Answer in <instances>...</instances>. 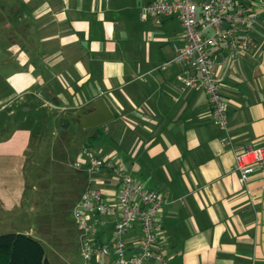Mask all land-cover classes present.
Listing matches in <instances>:
<instances>
[{
  "label": "crops",
  "instance_id": "crops-1",
  "mask_svg": "<svg viewBox=\"0 0 264 264\" xmlns=\"http://www.w3.org/2000/svg\"><path fill=\"white\" fill-rule=\"evenodd\" d=\"M151 1L0 0V68H10L0 75V227L14 224L8 220L23 197L20 164L61 142L36 129L68 130L60 119L72 114L82 130H95L94 152L172 201L158 220L166 260L145 264H264V171L242 185L234 154L264 146V0H253L250 53L218 68L231 146L205 92L178 82L184 66L165 65L181 26L176 16L143 19ZM101 99L113 117L85 127L82 115ZM51 159L61 174L65 155L53 151ZM96 186L114 200L120 182L105 172ZM102 219L96 243L112 236L115 218ZM140 236L135 226L126 241L134 247Z\"/></svg>",
  "mask_w": 264,
  "mask_h": 264
},
{
  "label": "built area",
  "instance_id": "built-area-1",
  "mask_svg": "<svg viewBox=\"0 0 264 264\" xmlns=\"http://www.w3.org/2000/svg\"><path fill=\"white\" fill-rule=\"evenodd\" d=\"M149 16H176L181 26V44L174 43V56L165 65H183L177 74L182 88L205 92L212 108L214 123L232 145L228 103L222 92L218 68L246 56L252 50L259 10L253 0H153L141 10ZM235 169L242 185L254 174L264 171V146L236 149ZM78 168L87 178L88 187L73 208L75 225L81 236L83 264H145L165 262L166 253L159 244L158 220L172 201L156 189L144 185L113 158L89 153L78 159ZM109 172L120 182L116 198H107L96 186L97 177ZM112 216L115 224L109 242L96 243L94 235ZM139 226L141 236L133 247L126 236Z\"/></svg>",
  "mask_w": 264,
  "mask_h": 264
},
{
  "label": "rangeland",
  "instance_id": "rangeland-1",
  "mask_svg": "<svg viewBox=\"0 0 264 264\" xmlns=\"http://www.w3.org/2000/svg\"><path fill=\"white\" fill-rule=\"evenodd\" d=\"M9 69L8 65H1L0 75L2 73L4 76ZM7 118L10 119V116ZM60 120L64 124L69 123L71 127L68 130L50 126L46 130L41 127L36 129V136H45L47 139L50 136L49 141L57 138L61 142L59 145L56 142L55 147L52 144L42 145L35 157L28 156L20 164L24 173L21 181L23 197L16 208L17 213H13L17 216L13 215L8 220L17 225L6 222V227H0V234L17 230L24 233L29 230L42 240L47 257L54 264H67L66 261L69 264H83L81 236L75 225L73 208L88 184L76 162L80 158H88L89 153H97L90 145V136L95 130H82L77 116L72 114ZM10 123H7L6 128L12 126ZM53 151L66 157L64 166L61 163V174L57 170V161L51 159Z\"/></svg>",
  "mask_w": 264,
  "mask_h": 264
},
{
  "label": "trees",
  "instance_id": "trees-1",
  "mask_svg": "<svg viewBox=\"0 0 264 264\" xmlns=\"http://www.w3.org/2000/svg\"><path fill=\"white\" fill-rule=\"evenodd\" d=\"M0 264L54 263L47 257L42 241L23 232L11 231L0 234Z\"/></svg>",
  "mask_w": 264,
  "mask_h": 264
},
{
  "label": "water",
  "instance_id": "water-1",
  "mask_svg": "<svg viewBox=\"0 0 264 264\" xmlns=\"http://www.w3.org/2000/svg\"><path fill=\"white\" fill-rule=\"evenodd\" d=\"M97 105H98V109H96L94 112L88 115L87 114L82 115L83 120L86 121V123H83L85 127L102 125L113 117L112 112L110 111V109L102 99L99 102H97ZM83 111H81L80 114H82Z\"/></svg>",
  "mask_w": 264,
  "mask_h": 264
}]
</instances>
